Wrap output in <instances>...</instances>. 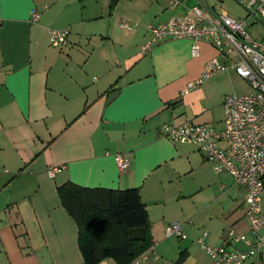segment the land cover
Masks as SVG:
<instances>
[{
    "label": "crops",
    "instance_id": "0c3cea01",
    "mask_svg": "<svg viewBox=\"0 0 264 264\" xmlns=\"http://www.w3.org/2000/svg\"><path fill=\"white\" fill-rule=\"evenodd\" d=\"M128 1L132 10L118 13L120 0L0 4V264H85L76 222L57 192L68 181L140 190L154 241L150 264H174L182 252L180 264H213L198 244L204 231L212 246L244 249V239L253 237L243 189L233 177L216 173L195 146L162 134L164 125L185 121L223 128V98L210 91L236 72H222L184 95L216 50L202 42L194 57L187 38L141 50L149 25L203 0L178 6ZM34 9L41 13L36 22ZM124 19L138 22V30L126 32ZM49 28H69L67 46H51ZM116 154L129 159L127 170H119ZM53 167L58 170L50 176ZM261 205L264 212V195ZM172 222L186 238L166 235ZM230 230L241 238L227 239Z\"/></svg>",
    "mask_w": 264,
    "mask_h": 264
},
{
    "label": "built area",
    "instance_id": "2783aa9c",
    "mask_svg": "<svg viewBox=\"0 0 264 264\" xmlns=\"http://www.w3.org/2000/svg\"><path fill=\"white\" fill-rule=\"evenodd\" d=\"M247 12L246 18H235L226 11H215L213 7L194 5L187 12L174 15L166 22L149 25L150 39L142 46V52L152 50L166 39L187 38L192 41L191 53L200 54V44L208 43L217 56L206 61L201 76L187 83L182 93L188 94L205 80L222 72L234 70L253 87L246 94L225 95L223 97V128L218 129L205 123L185 121L179 125H164L162 134L175 143L190 144L200 151L212 165L216 173L230 174L236 185L243 189L244 216L252 238L244 239L245 248L227 244L210 245L208 232L198 239L201 249L210 256L213 264H262L264 247V212L261 201L264 195V44L255 40L247 31L251 19H264V0H235ZM174 6L181 0H169ZM39 10H32V21L39 20ZM139 23L124 19L120 26L131 30ZM70 29L49 28L51 46L65 47L68 44ZM116 164L125 171L130 161L122 154H116ZM57 167L50 168L53 176ZM1 171V169H0ZM167 236L186 238L178 222L170 223ZM241 238L230 230L227 239ZM154 244L130 264H150V254ZM153 258H157L156 255Z\"/></svg>",
    "mask_w": 264,
    "mask_h": 264
},
{
    "label": "trees",
    "instance_id": "16d2710c",
    "mask_svg": "<svg viewBox=\"0 0 264 264\" xmlns=\"http://www.w3.org/2000/svg\"><path fill=\"white\" fill-rule=\"evenodd\" d=\"M57 192L76 222L85 264H100L106 259L130 264L154 244L138 188H89L68 181L58 186ZM184 257L182 252L174 264L182 263Z\"/></svg>",
    "mask_w": 264,
    "mask_h": 264
},
{
    "label": "rangeland",
    "instance_id": "374dc122",
    "mask_svg": "<svg viewBox=\"0 0 264 264\" xmlns=\"http://www.w3.org/2000/svg\"><path fill=\"white\" fill-rule=\"evenodd\" d=\"M111 3V0H109ZM203 3L207 6L213 7L215 11L219 12L224 10L228 12L229 15L235 18H246V10L235 0H203ZM196 5H203L200 2H197ZM118 11H131L132 3L128 0H120L119 4L116 7ZM141 23V22H140ZM142 25V24H141ZM135 29V28H134ZM131 29V30H134ZM126 32L131 30L125 29ZM135 30H138L137 28ZM247 31L248 33L257 41H260L264 44V19H251L247 22ZM253 91V87L245 78L240 77L236 73L231 75V78L222 79L218 83L213 84V87L210 91L211 95H215L216 100L221 96L222 98L225 95L233 94H246Z\"/></svg>",
    "mask_w": 264,
    "mask_h": 264
},
{
    "label": "water",
    "instance_id": "95a60500",
    "mask_svg": "<svg viewBox=\"0 0 264 264\" xmlns=\"http://www.w3.org/2000/svg\"><path fill=\"white\" fill-rule=\"evenodd\" d=\"M115 0H111V4L113 5ZM117 95V92H113L108 96V102L111 101L115 96Z\"/></svg>",
    "mask_w": 264,
    "mask_h": 264
},
{
    "label": "snow or ice",
    "instance_id": "6c2138e0",
    "mask_svg": "<svg viewBox=\"0 0 264 264\" xmlns=\"http://www.w3.org/2000/svg\"><path fill=\"white\" fill-rule=\"evenodd\" d=\"M4 2V0H0V4H2Z\"/></svg>",
    "mask_w": 264,
    "mask_h": 264
}]
</instances>
